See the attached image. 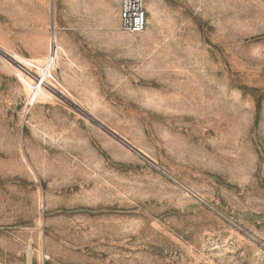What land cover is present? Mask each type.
<instances>
[{"label": "rangeland", "instance_id": "1", "mask_svg": "<svg viewBox=\"0 0 264 264\" xmlns=\"http://www.w3.org/2000/svg\"><path fill=\"white\" fill-rule=\"evenodd\" d=\"M146 6L0 0V264H264V0Z\"/></svg>", "mask_w": 264, "mask_h": 264}, {"label": "built area", "instance_id": "2", "mask_svg": "<svg viewBox=\"0 0 264 264\" xmlns=\"http://www.w3.org/2000/svg\"><path fill=\"white\" fill-rule=\"evenodd\" d=\"M120 29L124 32L139 34L148 28L149 14L146 0H120ZM26 64V68L32 65ZM26 70V69H25Z\"/></svg>", "mask_w": 264, "mask_h": 264}, {"label": "water", "instance_id": "3", "mask_svg": "<svg viewBox=\"0 0 264 264\" xmlns=\"http://www.w3.org/2000/svg\"><path fill=\"white\" fill-rule=\"evenodd\" d=\"M53 27H54V24H53ZM107 129H109V128H107ZM109 131H111V132H112V130H110V129H109ZM112 133H113V132H112ZM123 141H124V142H126L125 140H123ZM127 144H128V143H127ZM139 152H140V151H139ZM140 153H141V152H140Z\"/></svg>", "mask_w": 264, "mask_h": 264}, {"label": "bare ground", "instance_id": "4", "mask_svg": "<svg viewBox=\"0 0 264 264\" xmlns=\"http://www.w3.org/2000/svg\"><path fill=\"white\" fill-rule=\"evenodd\" d=\"M53 38H54V36H53ZM54 48H55V45H54V42H53V50H54Z\"/></svg>", "mask_w": 264, "mask_h": 264}]
</instances>
